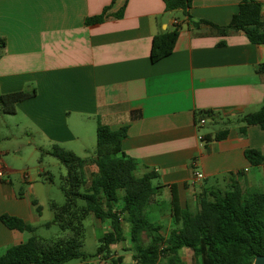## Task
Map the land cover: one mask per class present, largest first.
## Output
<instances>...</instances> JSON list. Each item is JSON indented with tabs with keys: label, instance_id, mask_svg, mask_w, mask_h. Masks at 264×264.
<instances>
[{
	"label": "crops",
	"instance_id": "obj_1",
	"mask_svg": "<svg viewBox=\"0 0 264 264\" xmlns=\"http://www.w3.org/2000/svg\"><path fill=\"white\" fill-rule=\"evenodd\" d=\"M241 1L193 0L187 17L167 11L162 0H0V94L34 92L17 104L15 115L0 114V257L31 237L9 229L2 215L36 229L46 224L40 191L50 177L41 178L45 169L20 171L14 162L24 150L31 159L53 157L54 146L90 157L98 125L127 128L122 149L138 162L139 174L158 175L161 199L151 213L166 211L169 224L157 221L168 229L173 185L182 207H193L203 187L224 184L229 173L244 190L264 192L263 168L245 157L249 148L264 150V130H240L243 118L263 106L257 67L264 46L203 23L228 26ZM101 15L102 22L86 23ZM175 28L174 51L153 63V37ZM132 112L140 117L131 120ZM203 118L207 123L199 125ZM225 129L227 137L214 140ZM197 172L204 178L195 182ZM125 230L112 250H131ZM98 259L95 264H105Z\"/></svg>",
	"mask_w": 264,
	"mask_h": 264
},
{
	"label": "trees",
	"instance_id": "obj_2",
	"mask_svg": "<svg viewBox=\"0 0 264 264\" xmlns=\"http://www.w3.org/2000/svg\"><path fill=\"white\" fill-rule=\"evenodd\" d=\"M162 1L167 11L182 10L187 17L193 2ZM103 19L104 15L88 18L86 23L96 24ZM203 23L223 33L228 29L241 32L252 44L264 46V5L256 0H242L226 27ZM178 35L179 30L175 28L153 37L150 55L153 63L174 51ZM257 71L264 77V63L257 67ZM33 93L0 94V114L15 115L17 104ZM204 115L209 116V113ZM139 117V112L131 113V120ZM242 121L245 124L240 128L243 134L246 127L252 125L264 130V102L258 112L246 115ZM228 133L229 129L221 130L215 134L214 140H223ZM126 136V127L112 130L98 125L95 150L87 158L59 146L52 148L50 155L66 169L61 186L65 203L61 206L52 203L54 218L45 226L57 224L64 235L44 239L35 234L36 228L31 224L2 215L1 221L9 229L28 232L31 237L7 249L0 257V264H69L94 257L106 264H123V257H117L112 246L125 239L126 226L129 227L130 251L136 264H160L163 259L168 264H184L182 256L186 249L191 252V264H252L257 256L264 255L263 191L244 190L235 175L229 173L223 185L203 187L196 194L193 207L190 204L182 207L173 185L172 225L167 232L151 217V209L160 202L163 186L155 184L158 179L155 172L138 173V162L122 149ZM245 157L253 167H262L264 171V150L249 148ZM90 165L95 166L96 171L87 177L86 168ZM91 215L108 225L94 255L83 251L84 220Z\"/></svg>",
	"mask_w": 264,
	"mask_h": 264
},
{
	"label": "rangeland",
	"instance_id": "obj_3",
	"mask_svg": "<svg viewBox=\"0 0 264 264\" xmlns=\"http://www.w3.org/2000/svg\"><path fill=\"white\" fill-rule=\"evenodd\" d=\"M217 127L213 126L209 130H216ZM22 139V138H21ZM14 143H9V147H13ZM96 146V140L93 144V147ZM93 148V149H94ZM15 167L18 170L25 169L30 174L36 173L40 169H45L46 174L41 176L43 179L44 177L49 176L50 180H44L42 183L44 184L42 187L41 196L40 199L43 203V214H42V223H47L54 218V211L51 209L52 203L56 204L57 206H61L65 203V197L62 192L61 186H62V178L66 174L65 166L55 157H45L41 160L40 157L37 159H31L29 156V152L23 151V159L17 162H14ZM96 171V167L93 165H90L86 168V174L87 177H90L91 173ZM223 185V184H222ZM164 199V198H163ZM162 213H164V216L167 214L166 211L161 212L160 214L155 211V215L152 214L151 217L153 220L157 221V218H162L163 223L168 225L169 222L166 218L162 216ZM165 225L166 231L168 230V227ZM84 227H85V241L83 245V251L86 254H93L95 253L98 245L99 240L103 236L104 232L107 231L106 224L97 221L96 219H92L89 217L84 220ZM164 229V230H165ZM168 232V231H167ZM35 234L38 237L44 238V239H55L57 237L63 236L64 232L61 231L60 227L57 224H53L50 227H46L45 225L40 226L36 229ZM122 246V245H121ZM114 254L118 257L119 255H124L126 257L125 263L126 264H136L133 257H131V251H129V248L126 246L122 248L119 246L118 249H113ZM98 258H89L85 262L77 261L76 264H90V263H96ZM182 260L184 264H191V252L190 251H184ZM106 264V263H105ZM160 264H168L166 259H163Z\"/></svg>",
	"mask_w": 264,
	"mask_h": 264
},
{
	"label": "built area",
	"instance_id": "obj_4",
	"mask_svg": "<svg viewBox=\"0 0 264 264\" xmlns=\"http://www.w3.org/2000/svg\"><path fill=\"white\" fill-rule=\"evenodd\" d=\"M206 123H207V121H206L205 118L200 119V121H199V125H204V124H206ZM2 174H3V173L1 172V175H2ZM24 175L27 176L28 173H27V172H24ZM203 178H204V175H203L202 173H199V172L195 173V182H197V181H201ZM90 264H94V263H90Z\"/></svg>",
	"mask_w": 264,
	"mask_h": 264
},
{
	"label": "water",
	"instance_id": "obj_5",
	"mask_svg": "<svg viewBox=\"0 0 264 264\" xmlns=\"http://www.w3.org/2000/svg\"><path fill=\"white\" fill-rule=\"evenodd\" d=\"M252 264H264V255L257 256Z\"/></svg>",
	"mask_w": 264,
	"mask_h": 264
}]
</instances>
